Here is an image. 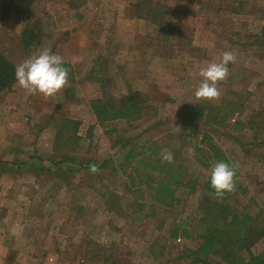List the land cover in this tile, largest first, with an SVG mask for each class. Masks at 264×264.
Segmentation results:
<instances>
[{"label": "rangeland", "instance_id": "rangeland-1", "mask_svg": "<svg viewBox=\"0 0 264 264\" xmlns=\"http://www.w3.org/2000/svg\"><path fill=\"white\" fill-rule=\"evenodd\" d=\"M8 1L0 0V54L17 66L47 48L64 57L74 83L68 78L51 97L27 94L17 83L0 94V264H190L185 252L197 247L195 237L168 241L173 223L196 215L200 184L210 174L194 159L197 140L181 129L188 103L240 105L242 114L234 115L230 126H200L196 135H207L239 172L230 204L250 215L264 210V148L249 141L245 130L232 128L234 121L245 122L264 109V51L248 45L264 25V0H243L242 14L228 13L230 2L221 0H151L168 10V31L134 18L136 0H78L76 8L69 0H33L31 10L20 14L9 12ZM27 25L42 35L37 48L25 49L20 42ZM225 52L236 60L218 84L219 97L195 99L200 71ZM93 71L113 76L115 97L140 92L150 110L106 133L112 124L98 125L89 109L100 96ZM63 118L80 122V140L69 153L73 163L58 169L49 158L57 157L52 143ZM136 136V143L155 141L160 156L171 154L183 165L185 182L197 181L193 191L179 189L180 203L172 212L157 209L151 219L144 218L150 205L144 187L124 192L131 184L119 169L122 158L114 145ZM106 160L107 167L89 171V165L100 167ZM111 190L115 207L103 198ZM141 193L136 205L144 210L133 212L131 204ZM13 227L21 229L16 236L10 234ZM253 252H264V240Z\"/></svg>", "mask_w": 264, "mask_h": 264}, {"label": "trees", "instance_id": "trees-1", "mask_svg": "<svg viewBox=\"0 0 264 264\" xmlns=\"http://www.w3.org/2000/svg\"><path fill=\"white\" fill-rule=\"evenodd\" d=\"M221 1H225L227 4L230 2L225 8L228 13L242 14L243 0ZM77 3L78 0H69L68 6L76 8L78 7ZM32 4L33 0H9L8 9L11 13H26L31 10ZM132 8L134 18L148 21L159 30H170L171 27L166 25L165 20L168 10L164 7L154 5L151 0H136L132 4ZM41 40L40 32L34 31L29 25L21 31L20 42L25 49L37 48ZM248 45L254 50L264 51V25L260 34L255 35L253 42ZM194 51L198 52L197 49L192 50V52ZM65 67L68 69L70 83H74L73 71L69 65L65 64ZM14 69V64L0 54V94L9 91L16 83ZM98 73L100 71L96 73L93 71L91 75L94 74L92 80L96 78L100 96L90 101L89 109L98 125L104 127L107 124H112L106 129V133L114 134L118 125L123 122L138 121L144 117L147 110H150L144 96L136 90H128L125 95L115 97L110 92L113 76ZM249 87L251 89L252 86ZM256 88H258L257 85ZM232 93L237 94L235 90ZM246 94L249 95V93ZM239 106L238 103L225 100L216 106L209 103L203 105L188 103L183 106L181 129L188 130L197 140L194 159L202 169L210 168L218 161L233 164L207 135L198 137L196 134L200 126L213 125L221 129L230 126L229 121L232 117L242 114V108ZM80 125L79 121L63 118L55 126L52 149L57 157L49 158L52 162L51 165H54L55 168L59 169L63 164L73 163V159L69 158V153L74 152L79 143L80 139L77 133ZM232 128L239 132L245 130L250 134L249 141L254 142L256 147L264 148L263 108L253 111L245 122L234 121ZM136 141H138V136L114 142V145L119 144L118 151L122 158L119 169L131 184V189L126 187L124 192L133 194L132 192L139 191L142 187L148 192L150 205L147 207L148 213L144 218H153L157 209L172 212L175 206L180 203V198L177 195L179 189L184 187L193 191L197 181H195L196 183L194 181L185 182L186 170L183 165L176 164L174 159L171 164L163 161V156L159 154L161 148L157 142L148 141L138 144ZM239 144L244 148V144ZM107 163L108 160L98 169L107 167ZM261 163L264 166V159ZM238 177L239 172L235 168V188H238L236 181ZM200 188L202 194L196 201V215L173 223L169 230L168 241L172 242L179 237L184 239L195 237L198 243L197 247L185 252V258L189 259L190 264H264V252L260 254L253 252L255 245L264 240V210L259 208L255 215L240 212L229 202L232 192L225 193L222 198H216L209 185V176L200 184ZM110 192H105L103 198L106 204L115 207L113 198L116 197L115 191L111 190ZM139 199H142V193L135 197L131 204L133 212L135 208L139 211L144 210L145 205H136ZM108 211L112 212V209L108 208ZM216 259L219 263L216 262Z\"/></svg>", "mask_w": 264, "mask_h": 264}, {"label": "clouds", "instance_id": "clouds-1", "mask_svg": "<svg viewBox=\"0 0 264 264\" xmlns=\"http://www.w3.org/2000/svg\"><path fill=\"white\" fill-rule=\"evenodd\" d=\"M236 57L232 52L223 53L220 61L209 63L207 68L199 73L201 80L194 92L197 100L211 101L220 95L218 84L229 74V64L235 63ZM17 85L27 94H38L51 97L60 92L68 81V69L64 57L45 48L31 55L14 69ZM163 161L171 164L173 156L166 154ZM89 171L96 173L98 167L89 165ZM209 185L216 198H222L225 193L234 191L235 165L226 161H218L210 166ZM21 229L13 227L10 234L18 235Z\"/></svg>", "mask_w": 264, "mask_h": 264}, {"label": "crops", "instance_id": "crops-1", "mask_svg": "<svg viewBox=\"0 0 264 264\" xmlns=\"http://www.w3.org/2000/svg\"><path fill=\"white\" fill-rule=\"evenodd\" d=\"M16 67V66H15Z\"/></svg>", "mask_w": 264, "mask_h": 264}]
</instances>
